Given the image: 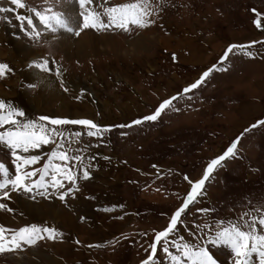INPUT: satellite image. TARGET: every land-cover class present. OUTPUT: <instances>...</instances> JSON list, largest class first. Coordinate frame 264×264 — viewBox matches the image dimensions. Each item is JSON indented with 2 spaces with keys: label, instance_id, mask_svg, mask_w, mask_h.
Wrapping results in <instances>:
<instances>
[{
  "label": "rangeland",
  "instance_id": "374dc122",
  "mask_svg": "<svg viewBox=\"0 0 264 264\" xmlns=\"http://www.w3.org/2000/svg\"><path fill=\"white\" fill-rule=\"evenodd\" d=\"M71 1L65 0L62 9L57 10H63ZM25 2L38 6L42 0ZM130 2L132 0H107V3L93 0L89 7L102 12L103 6ZM0 6L11 7L6 0H0ZM79 12L77 6V17ZM19 13L24 15L25 10L20 9ZM4 15L0 13V63H7L12 71L0 77V88L5 93H0V99L19 107L29 119L50 115L87 118L100 125L130 122L150 114L163 99L194 82L218 62L228 45L255 42L249 49L255 54L254 58L234 51L222 65L227 71L212 73L200 88L174 102L178 112L167 110L157 121L144 122L131 129L113 128L99 141L85 134L79 144H73V148L98 145L89 147L85 153L94 157L92 176L79 181L80 191L75 194H82L87 203L84 209L88 216L76 218L81 226L80 234L65 231L50 220L27 221L19 226L0 222L6 230L30 224L60 229L62 237L37 244L53 245L56 259H62L61 264H140L146 258L145 250L150 251L153 230L166 227L171 213L182 202L176 194L182 197L189 190L184 175L192 180L200 178L210 159L222 154L245 128L264 119V0H167L155 24L145 29L133 27L130 32L82 29L79 36L58 31L44 34L39 42L24 36L15 13H7V20ZM103 19L107 21L106 17ZM257 19L261 22L260 28L253 23ZM65 36L80 40L78 50L69 53L58 46ZM9 37L22 40L33 50V55L12 51ZM134 37L139 38L138 44L131 43ZM193 48L197 49L190 59ZM41 58L49 61L52 72L29 67L31 61ZM57 68L63 74L68 92L60 88L55 76ZM31 69L50 77V86L41 87L23 74ZM30 84L39 86L30 88ZM86 104L90 105L89 109ZM43 106L46 108L42 109ZM70 128L79 130V126ZM121 131L127 135L121 136ZM238 149L235 157L226 159L214 170L204 193L183 217L185 223L177 232L185 242H197L203 233L200 229H195L194 235L191 233L196 224L205 220L214 228L212 221L215 219L238 222L242 212L257 205L264 207V127L258 126L246 133ZM35 151L43 158L50 148L43 146ZM105 156L110 159H103ZM6 158L14 173L10 156ZM24 196L34 203L55 201L75 216L70 211L75 196L67 197L64 202L52 195L48 199L39 195L35 199ZM8 201L0 199V203ZM104 208L112 211L105 212ZM199 208H210L214 213H199ZM87 223H99L100 227L95 229ZM10 235V231L5 232L6 237ZM125 235L127 239L123 238ZM92 238L98 241L86 242ZM68 239L71 246L64 248L68 252L65 260L60 258L61 245ZM76 240L80 244H76ZM109 241L116 242L109 244ZM89 244L103 246L89 248ZM36 245L0 254V264H15L11 260L4 262V257ZM210 246L209 250L217 251L218 247ZM213 254L216 264H222L219 253ZM161 262L170 264L163 251L156 264ZM226 262L234 264L232 251Z\"/></svg>",
  "mask_w": 264,
  "mask_h": 264
},
{
  "label": "snow or ice",
  "instance_id": "6c2138e0",
  "mask_svg": "<svg viewBox=\"0 0 264 264\" xmlns=\"http://www.w3.org/2000/svg\"><path fill=\"white\" fill-rule=\"evenodd\" d=\"M11 7L0 6V13H15V19L19 22L20 31L29 40L39 42L46 33L55 34L58 31H65L76 36L80 35L82 29L100 30H122L130 32L131 29H145L155 24L157 16L167 6V0H132L130 3L115 4L110 7L103 6V10L96 11L89 7L93 0H73L78 5L80 12L78 21L69 16L62 9L65 0H42L38 6H29L25 0H6ZM107 3V0H105ZM20 9L25 14L19 13ZM254 13L255 9L252 10ZM259 17V13H256ZM107 18V21L103 19ZM253 23L260 28L259 19ZM255 42H252L254 44ZM252 44L236 45L230 44L219 57L217 63L208 67L199 78L189 83L180 92L163 99L150 114L143 115L130 122L118 125H100L87 118L71 119L68 117H53L40 115L35 119H29L19 107L11 102L0 99V149H6V154L11 158V165L14 173L11 172L5 160H0V199H9L10 193H20L35 199L37 195L48 199L50 195L56 196L60 201H66L69 196L74 197L80 191L79 181H86L91 178V169L94 167V157L85 155L89 147L98 145L85 144L83 148H73V144H79L86 134L97 141L110 133L113 128L131 129L144 122H154L167 110L179 111L174 104L178 99L187 96L193 90H197L207 82L211 74L219 71H227L222 67L230 55L239 50L245 56L254 58L255 54L249 49ZM173 59H176L173 54ZM29 67L39 69L41 72H52L49 61L46 58L33 60ZM12 69L7 63H0V77L10 73ZM56 79L64 92L69 89L62 78L60 69L55 70ZM39 84H30L28 87L35 88ZM79 97H77L78 99ZM191 99V97H188ZM70 126H79V130L71 129ZM264 127V119L257 120L248 128H245L222 154L210 159L203 169L200 178L192 180L188 175L183 179L189 184V190L181 197L176 194L177 199L182 202L171 213L167 226L162 230L154 231V236L146 249V258L140 264H155V257L158 251L162 250L170 261V264H216L213 255L210 254V245H225L231 249L234 256V264H264V207L257 205L241 213L238 222L224 219H215L211 227L207 220L196 224L195 229H200L203 235L197 239L195 244L185 242V238L177 232L178 227L185 223L183 217L188 214L191 205H194L198 198L204 193L207 182L211 179L214 170L222 165L228 158L235 157L238 152V143L241 138L257 127ZM121 136L127 135L121 131ZM48 146L50 151L44 157L35 150ZM105 160L110 158L105 156ZM85 160L88 161L85 164ZM156 168V165L152 166ZM159 175V173H158ZM122 207V206H121ZM0 210L12 212L7 204L0 203ZM103 211L110 212L111 208H104ZM197 212L206 215L213 214L210 208H199ZM83 219V217H81ZM10 231V238L5 232ZM62 233L56 228L47 225L30 224L14 230H6L0 225V254L13 253L23 250V246H34L38 241H53L62 237ZM141 235H147L142 233ZM127 239V236H123ZM116 241H109V244ZM80 244L79 240L75 241ZM100 244H89L87 247H102ZM171 249H175L173 252Z\"/></svg>",
  "mask_w": 264,
  "mask_h": 264
},
{
  "label": "bare ground",
  "instance_id": "6f19581e",
  "mask_svg": "<svg viewBox=\"0 0 264 264\" xmlns=\"http://www.w3.org/2000/svg\"><path fill=\"white\" fill-rule=\"evenodd\" d=\"M77 6L78 5H76L73 1H71L68 5L64 6V9H63V11H66L67 14L69 16L73 17V19L75 21H78ZM69 37L70 36L62 37L58 43V46H60L65 52L72 53V51L78 50V48L81 46V44H80L79 39H77V38L72 39L71 37L70 38ZM9 38H10V41L12 43V51L15 50L16 52H24L25 54H29V55L32 54L33 55V53L31 52L33 50L30 47H27L22 40L12 39L11 37H9ZM130 41L132 44L133 43L138 44L139 38L134 37ZM196 49L197 48H193V50L191 49L190 59H192V57L194 55L193 51H196ZM1 51L2 50H0V52ZM19 56H22V55H19ZM27 60H28V58H27ZM26 72H24L23 74L25 76L27 75V77L31 81L34 80L37 83H39L41 87H44V88L49 87L51 82H52L50 77H48L45 74H42L38 71H35L33 69H31L29 71L26 70ZM13 92H16V90H14ZM0 93L5 95V93L1 91V88H0ZM25 99H26V97H25ZM40 105H41V103H40ZM85 106L88 109L90 107V105H87V104ZM43 108L45 109L46 106H43L42 109ZM67 110H68V108L66 106L65 111H67ZM6 156H7L6 150L0 149V159H3L6 161V159H7ZM8 166H9V164H8ZM10 170L12 171L11 167H10ZM88 183H90V182H88ZM75 198H76V201L72 203L70 211H72L76 217L75 216L72 217L70 214H68L67 211H65L55 201H54V203L51 202V204L46 203L44 201L34 203V202H31L30 200H28L24 195H22L20 193H14V194L12 193V194H10V198H9V201L7 202V205L10 206V208L13 209V211L11 212V214H8V213H5L4 211L0 210V222L7 223L10 226H19L23 223H26L27 221L50 220V221H53V222L59 224L65 231H70V232H73L76 234L77 233L80 234L79 230H80L81 226L79 223H77L76 218L80 217L81 215L86 214V210L84 208L87 206V203H86V201H84L82 194H78L77 196H75ZM86 215L88 216V214H86ZM90 215L94 217L95 214L90 212ZM87 224H89V225L91 224V226H93L95 229L96 228L98 229L100 227V226H98L99 223L98 224L97 223H95V224L94 223H87ZM98 231H100V230H98ZM95 241H98V240H95L92 238V240H89L86 242L91 243V242H95ZM61 246H63V247L61 249V251H62L61 256L62 257H60V258H63V259L65 258V260H67L65 256L67 255L68 252L65 251L64 248H65V246H71L70 240L68 239ZM210 247H218L217 251L215 250V252L214 251L212 252L210 250L211 253L216 254L218 252L222 264H227L226 257L228 256L229 252H231V249L225 245H217V246H210ZM161 252H162V250L158 251V253L155 257V264L157 261L160 260ZM12 256L10 255L9 257H4V258H6L4 262L7 263V261H9V260H11V262H14L15 264H20V263L21 264H61V262H62V259L61 260L56 259L57 256H56L55 251L53 249V245H51L47 242H46V244L38 243L34 248H29L26 251L19 252V253H17V255L14 254ZM160 264H164V263L161 262Z\"/></svg>",
  "mask_w": 264,
  "mask_h": 264
}]
</instances>
